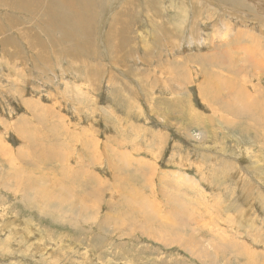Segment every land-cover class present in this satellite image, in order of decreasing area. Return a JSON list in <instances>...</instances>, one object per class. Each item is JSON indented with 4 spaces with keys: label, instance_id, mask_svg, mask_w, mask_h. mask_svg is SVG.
I'll return each mask as SVG.
<instances>
[{
    "label": "rangeland",
    "instance_id": "obj_1",
    "mask_svg": "<svg viewBox=\"0 0 264 264\" xmlns=\"http://www.w3.org/2000/svg\"><path fill=\"white\" fill-rule=\"evenodd\" d=\"M0 121V264H264V0H0Z\"/></svg>",
    "mask_w": 264,
    "mask_h": 264
},
{
    "label": "bare ground",
    "instance_id": "obj_2",
    "mask_svg": "<svg viewBox=\"0 0 264 264\" xmlns=\"http://www.w3.org/2000/svg\"><path fill=\"white\" fill-rule=\"evenodd\" d=\"M3 125V121H0V126H2ZM0 145H2V139H1V137H0ZM39 155V154H38ZM47 156V155H46ZM54 156H56L57 157V154H53V157ZM3 177V176H2ZM1 178V177H0ZM113 181V180H112ZM0 185H4V177H3V179L2 180H0ZM31 188V187H30ZM29 188V189H30ZM91 191H92V193H93V195L94 196H98V194H99V189H96V190H94V189H91ZM46 192V190H45V188H44V193ZM162 194H163V197H164V199H165V203H164V206L167 208V210H166V212H165V214H166V216L165 217H168L172 222H176L177 224H180V225H177L176 223H175V225H177V226H174V225H172L173 226V228H174V230H177L178 228H180L181 230H184L185 228H184V226H182V225H185L183 222L185 221V219L184 218H186L185 217V215H186V213L184 212V210L182 209V207H180L179 206V204H180V202H179V204H174V201H173V199H174V197L172 196V194H169V193H165V192H163L162 191ZM44 195H46V194H44ZM34 197H38V196H36V195H33ZM43 197V196H42ZM46 197H47V195H46ZM154 197V196H153ZM41 198V197H40ZM44 198V197H43ZM45 199V198H44ZM41 200H42V198H41ZM155 200V199H154ZM182 201V200H181ZM153 203V202H152ZM177 203V202H176ZM172 204H174L173 205V207H172ZM184 204V203H183ZM93 205H95V208H94V210H97L96 208L98 207V201L97 202H95ZM152 207H153V205H152ZM155 207V206H154ZM96 212V211H95ZM162 212V211H161ZM160 212V213H161ZM87 213V212H86ZM158 213V212H157ZM163 213V212H162ZM89 214V213H88ZM95 214V213H94ZM150 216L148 217V218H150L153 222H155V221H157L158 223H160L159 221H160V219L157 217V214H156V212L154 213V210L153 209H151L150 210ZM92 215V214H91ZM91 217V216H90ZM158 218V219H157ZM211 218V217H210ZM147 219V218H146ZM145 219V220H146ZM157 219V220H156ZM143 221H144V219H142ZM148 221H150V220H148ZM164 221V220H163ZM165 221H167V219L165 220ZM170 221V222H171ZM153 222H152V224H153ZM166 223V222H165ZM146 224V223H145ZM151 224V225H152ZM162 225L163 224H160V227L162 228H160V229H158V231L159 230H166L165 228H163L162 227ZM164 227L165 226H167V225H163ZM145 227V226H144ZM184 228V229H182V228ZM209 227V226H208ZM170 228H172L171 226H170ZM154 230V229H153ZM213 230V229H212ZM157 231V230H156ZM157 231V232H158ZM168 231V230H167ZM180 231V230H179ZM218 231V230H217ZM161 232V231H160ZM222 232H223V230H222ZM154 233V232H153ZM162 233V232H161ZM160 233V234H161ZM174 231H172V232H169V236L171 237V238H174V239H176V240H179L180 239V237H176L175 235H174ZM209 233V232H208ZM223 233H225V231L223 232ZM235 233V232H234ZM151 234V233H150ZM162 235V234H161ZM162 236H164V235H162ZM166 236V235H165ZM212 236V235H211ZM220 236H221V234H220ZM232 236H233V234H232ZM239 236V235H238ZM154 238V237H153ZM152 238V239H153ZM165 238V237H164ZM214 238V237H213ZM216 238V237H215ZM167 239H169V238H167ZM199 239V238H198ZM242 239V238H241ZM156 240V239H155ZM165 240H166V238H165ZM175 240V241H176ZM186 240V239H185ZM221 240V239H220ZM243 240V239H242ZM163 241V240H162ZM166 241H168V240H166ZM199 241H201V240H199ZM169 242V241H168ZM172 242V241H171ZM192 243L196 246L197 245V243L196 242H194V241H192ZM202 243V242H201ZM167 244H169V243H167ZM178 244L179 245H184L186 248H188V244H189V241L187 240V241H182L181 239L179 240V242H178ZM227 244V243H226ZM217 245V244H216ZM215 245V246H216ZM224 245V244H223ZM228 245V244H227ZM207 246H208V244H207ZM229 246V245H228ZM235 246V245H234ZM249 246V245H248ZM216 247H219V246H216ZM221 248H222V246H220ZM219 249V248H218ZM238 250H240L239 248L237 249V251ZM222 251V250H221ZM227 251V250H226ZM236 251V252H237ZM255 251V250H254ZM228 253H229V251H228ZM240 253V252H239ZM238 253V254H239ZM253 253V252H252ZM242 255V254H241ZM240 255V256H241ZM251 255V254H250ZM197 257H201V255H198ZM236 257H237V255H236ZM242 257V256H241ZM250 258V257H249ZM246 260V259H245ZM249 260H251V259H249ZM243 261H244V259H243ZM247 261V260H246ZM254 261H256V260H254ZM258 261V260H257ZM253 262V261H252ZM250 263V262H249ZM258 264V263H257Z\"/></svg>",
    "mask_w": 264,
    "mask_h": 264
}]
</instances>
